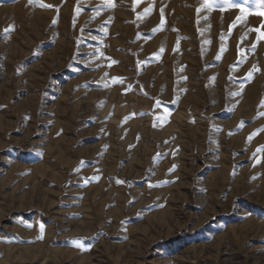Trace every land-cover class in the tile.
<instances>
[{
  "label": "rangeland",
  "instance_id": "obj_1",
  "mask_svg": "<svg viewBox=\"0 0 264 264\" xmlns=\"http://www.w3.org/2000/svg\"><path fill=\"white\" fill-rule=\"evenodd\" d=\"M261 149L264 0H0V264H264Z\"/></svg>",
  "mask_w": 264,
  "mask_h": 264
},
{
  "label": "snow or ice",
  "instance_id": "obj_2",
  "mask_svg": "<svg viewBox=\"0 0 264 264\" xmlns=\"http://www.w3.org/2000/svg\"><path fill=\"white\" fill-rule=\"evenodd\" d=\"M30 2H31V0H30ZM213 2L216 4H224V5H231L232 4V0H213ZM41 6H43V5H41ZM221 10H223V8H221ZM261 151H264V149H261Z\"/></svg>",
  "mask_w": 264,
  "mask_h": 264
}]
</instances>
